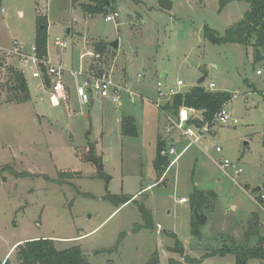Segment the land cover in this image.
Instances as JSON below:
<instances>
[{
	"label": "rangeland",
	"instance_id": "374dc122",
	"mask_svg": "<svg viewBox=\"0 0 264 264\" xmlns=\"http://www.w3.org/2000/svg\"><path fill=\"white\" fill-rule=\"evenodd\" d=\"M248 8V3L237 1L219 10V0H170L166 10L159 0H110L107 14L116 11L118 16L107 21L103 13L86 16L72 0L1 1L0 54L7 64L24 70L31 99L7 103L0 91V167L7 164L17 173L32 174L0 171L2 260H14L17 244L44 237L53 238L58 248L78 245L92 264H145L154 252L160 264H167L170 257L182 260L169 250L173 233L185 254L204 258L200 264H233L231 254H204L232 241L244 243L253 212L264 237V212L253 197L255 188L264 187V51L262 59L255 60L251 46L215 45L202 36L204 26L224 34ZM38 15L47 18L51 62L126 79L140 95L118 109L108 98L80 103L73 93L80 77L69 75L67 102L53 105L40 80L8 52L12 41L25 48L34 44ZM56 36L68 43L66 48L54 44ZM113 41L118 42L115 51ZM98 43L107 44L104 52L95 50ZM88 52L101 57L97 60ZM202 69L206 74L201 86L213 82L214 91L231 93L225 108L232 119L214 125L213 133L187 148L158 178L155 140L157 133H164L165 118L155 102V82L181 79L184 92L197 84ZM4 72L0 69V82ZM138 72L145 75L139 81ZM123 115L134 118L136 136L121 134ZM86 136L95 143L109 175L107 184L75 155L76 147L84 148ZM184 144L179 142L177 150ZM216 146L222 151L216 152ZM224 158L241 172L235 173L232 166L222 169ZM66 168L80 169L81 176L64 183L43 177L57 178ZM106 191L133 195L134 201L115 209L103 199ZM195 191L204 194L198 209L206 216L198 223L200 236L192 235L190 226ZM181 197L187 201H179ZM148 215L152 229L143 227ZM254 244L251 237L249 245ZM247 264L264 262L250 259Z\"/></svg>",
	"mask_w": 264,
	"mask_h": 264
},
{
	"label": "trees",
	"instance_id": "16d2710c",
	"mask_svg": "<svg viewBox=\"0 0 264 264\" xmlns=\"http://www.w3.org/2000/svg\"><path fill=\"white\" fill-rule=\"evenodd\" d=\"M0 0V6H1ZM110 0H72V3L79 6L84 14L92 15L103 13L107 14L109 6L106 2ZM246 2L249 5L248 10L243 14V17L234 25L225 29L224 34L220 35L218 32L207 26L203 27L202 36L205 40L212 44H226L235 43L245 47L251 46L254 49V59L259 60L261 52L264 51V0H219V10L226 6L229 2ZM159 7L161 9L170 8V0H159ZM37 30L34 44L37 48L39 56H47V18L44 15H38L36 18ZM107 44L98 43L95 45V50L102 53L105 51ZM0 69H4V77L0 82V91L4 93V101L7 103H23L31 99L28 84L20 71L14 64H7L5 58L0 54ZM206 71L202 69V76L197 80V84L184 92L174 95L170 100L162 105V109L166 112L177 115L180 107H193L198 110H203L205 121H211L215 112L226 102H228L232 95L229 91H214L207 90L201 83L205 78ZM197 125L202 122L195 121ZM120 129L122 135L136 136L137 129L134 118L131 115H123L120 120ZM86 144L84 148H75V155L82 161L89 163L95 168V177L104 178L107 184L109 175L104 171L103 163L99 155L95 151V143L91 142L86 136ZM166 146L165 140L157 137L155 145V156L153 159V166L157 177L160 178L168 167L170 159L167 156H162L160 151ZM82 150V151H81ZM8 170L13 174L29 175L30 173L20 174L12 170L10 165L0 167V171ZM80 169L66 168L58 172L57 178H51L48 175H43L44 179L64 183L71 178L80 177ZM1 180H5L1 176ZM69 185L70 182H68ZM264 188V187H263ZM257 191V188H255ZM90 196L88 193L82 194ZM204 194L200 191H195L193 199L195 200V208L198 210L202 208ZM200 198V199H199ZM103 199L115 205V209L121 205L134 201L133 195H115L106 191ZM144 213V209L141 208ZM144 228L152 229V223L149 218H145ZM259 216L255 212L251 214L248 226L244 232V243H236L235 241L229 244L225 243L220 248L213 249L209 253L204 254V257L211 255L231 254L234 257L233 264H247L250 259H258L264 262V237L259 234L258 229ZM191 234L200 236L198 230V222L195 218L191 219ZM174 238V245L169 247V250L180 255L182 260L175 258H168L167 264H200L204 258L191 257L185 254L182 242L172 233ZM255 239L254 245H249L250 238ZM15 258L13 261L6 258H0V264H92L84 256L82 250L78 245H70L64 248H58L55 245L53 238H36L27 239L15 246ZM145 264H160V258L157 252L150 255Z\"/></svg>",
	"mask_w": 264,
	"mask_h": 264
},
{
	"label": "built area",
	"instance_id": "2783aa9c",
	"mask_svg": "<svg viewBox=\"0 0 264 264\" xmlns=\"http://www.w3.org/2000/svg\"><path fill=\"white\" fill-rule=\"evenodd\" d=\"M117 16L118 12L114 11L112 14H107L104 19L110 21ZM54 44L61 49L66 48L68 45L65 40L58 36L54 38ZM10 46L9 54L13 55L21 65L28 69L32 78L40 80L42 86L48 91L49 99L53 105H58L61 100L67 102L66 89L69 88L66 79L67 75L80 77V80L75 83L73 91L80 103H87L93 97L108 98L118 109L122 105L125 96L130 101H133L135 96H139L130 86L113 79L111 75L105 73L97 74L92 69H86L85 71L80 67L77 70H72L62 63L51 62L47 56L38 55L35 44L25 48L19 42L12 41ZM88 53L97 60L101 57L99 53ZM20 71L23 74L24 70L20 69ZM256 73L260 74L261 71L257 70ZM143 76L145 75L141 72L137 73L136 80L139 81ZM183 85L184 83L181 79H177L174 83H167L161 80L155 82V93L157 96L155 102L157 106L159 105V109L165 118L164 138L162 139L165 140L166 146L160 151V154L170 159L167 169L178 160L189 146L199 144L206 134L213 133L214 125H222L232 119L230 111L225 108V104L215 112L209 122L204 120L203 110L193 107H180L177 115L170 114L162 109L163 102L161 103L159 100L165 102L170 100L174 95L182 92L180 88ZM214 87L215 84L209 82L207 87L204 88L213 90ZM195 121L202 123L197 125ZM182 141L185 144L178 151V143ZM215 150L216 152H221V147L216 146ZM229 166L235 167L226 158L220 163L222 169ZM234 172H241V168H234ZM253 197L262 212H264V189L259 187ZM179 201L186 202L187 199L181 197ZM261 224L264 230V218Z\"/></svg>",
	"mask_w": 264,
	"mask_h": 264
},
{
	"label": "crops",
	"instance_id": "0c3cea01",
	"mask_svg": "<svg viewBox=\"0 0 264 264\" xmlns=\"http://www.w3.org/2000/svg\"><path fill=\"white\" fill-rule=\"evenodd\" d=\"M232 2H233V1H232ZM116 42H117V41H116ZM110 46H111V47L114 49V51H115V49H117V47H118V42H117V46H116V48H114V47L111 45V43H110ZM47 48H48V47H47ZM47 57H48V49H47ZM260 58H261V57H260ZM260 58H259V59H260ZM262 58H264V56H263ZM262 58H261V59H262ZM56 63H63V62H62V61H58V62H56ZM83 67H84V66H83ZM138 73H139V72H138ZM164 74H165V72H164V71H161V75H164ZM256 74H257V73H256ZM260 74H261V73H260ZM68 77H69V75L66 76V79H67ZM125 80H126V79L118 80V81H119V82H122V83H124V84H127L128 86H130V83H129V82H126L127 80H126V81H125ZM130 87L132 88V86H130ZM132 89H133V88H132ZM47 92H48V91H47ZM138 95H140V91H139V94H138ZM136 97H138V96H136ZM126 101H127V103L130 102V100L128 99L127 96L124 97L123 103L126 102ZM123 103H122V104H123ZM157 137L164 138V133H163V134H162V133H157V134H156V140H157ZM204 137H205V136H204ZM204 137H203V138H204ZM156 140H155V145H156ZM163 140H164V139H163ZM201 140H202V139H201ZM201 140H200V141H201ZM199 143H200V142H199ZM194 146H195V145H194ZM189 147H190V146H189ZM189 147H188V148H189ZM221 151H222V150H221ZM177 161H178V160H177ZM177 161H176V162H177ZM176 162H175V163H176ZM175 163H173L172 165H174ZM172 165L169 166V168H168L167 170H170L171 167H172ZM164 174H165V173H164ZM257 189H258V187H257Z\"/></svg>",
	"mask_w": 264,
	"mask_h": 264
},
{
	"label": "water",
	"instance_id": "95a60500",
	"mask_svg": "<svg viewBox=\"0 0 264 264\" xmlns=\"http://www.w3.org/2000/svg\"><path fill=\"white\" fill-rule=\"evenodd\" d=\"M106 4H107V6H109V2H108V1L106 2ZM111 45H112L114 48H116V46H117V42H116V41H113V42H111ZM258 188H259V187H258ZM194 218H195V220H196L198 223H200V224L204 223L205 220H206V216L203 214V212L200 211V210H197L196 208L194 209Z\"/></svg>",
	"mask_w": 264,
	"mask_h": 264
}]
</instances>
